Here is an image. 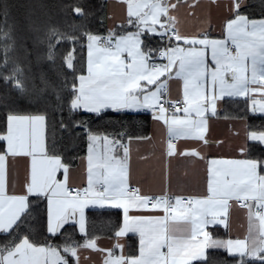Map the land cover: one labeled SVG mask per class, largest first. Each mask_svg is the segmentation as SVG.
I'll list each match as a JSON object with an SVG mask.
<instances>
[{"label": "snow or ice", "instance_id": "6c2138e0", "mask_svg": "<svg viewBox=\"0 0 264 264\" xmlns=\"http://www.w3.org/2000/svg\"><path fill=\"white\" fill-rule=\"evenodd\" d=\"M58 7L63 21L0 0V264H264V0ZM113 116L115 132L94 127ZM221 118L243 129L226 156L210 152ZM183 161L202 166L197 190L173 175ZM90 213L116 220L99 235Z\"/></svg>", "mask_w": 264, "mask_h": 264}, {"label": "crops", "instance_id": "0c3cea01", "mask_svg": "<svg viewBox=\"0 0 264 264\" xmlns=\"http://www.w3.org/2000/svg\"><path fill=\"white\" fill-rule=\"evenodd\" d=\"M214 19L219 21L220 19V13L214 10L213 12ZM189 30L192 29V25L189 24L187 26ZM218 34V32H217ZM153 131V123L151 125V133ZM234 131H240L241 132V138H236L234 135ZM150 133V134H151ZM242 133L243 129L240 127L239 123H233L224 119H218L213 120L211 122V128H210V135L213 140L219 139L225 141V146L220 147L219 145L214 146L210 149V152L212 155H228L232 149L235 147V145L242 142ZM139 151L140 153L144 155L151 156L153 152L156 153V156H159V149L158 147H155L153 144H141L139 145ZM133 163L139 168V171L141 174L148 173L149 165H145L142 162L138 161L136 159V152H135V146H134V152H133ZM152 165H155L157 168L159 167L158 162L156 159L152 160ZM191 170V176L187 179L184 177V173L186 170ZM202 166H196L192 167L188 164L187 161L174 163L173 165V175L174 177H179L180 183L184 184L189 190H197V186L202 182ZM14 174L22 176L23 175V164H18L14 166ZM151 187L153 190H159V179L158 177L154 178L151 181ZM202 190V187L199 189ZM222 231V230H221Z\"/></svg>", "mask_w": 264, "mask_h": 264}, {"label": "trees", "instance_id": "16d2710c", "mask_svg": "<svg viewBox=\"0 0 264 264\" xmlns=\"http://www.w3.org/2000/svg\"><path fill=\"white\" fill-rule=\"evenodd\" d=\"M14 2L16 4H18L20 6V11L23 12L24 10H26L29 7H36V10L38 11V13H51L53 15H57L58 18L63 21L64 16L63 13L61 12L60 8L58 7L59 4L61 3H66L68 2V0H14ZM93 2H95V0H93ZM250 4L255 3V5L258 6L259 4V0H249ZM256 14L258 15V10L256 12ZM4 87V84L2 81H0V90H2ZM229 107V112L231 113H235L237 111H241L243 109V105H236L233 104ZM120 117L119 116H113L110 118H107L105 121H97L96 124L94 125V127H96L100 132H104L105 130L108 132H115L116 129L119 127V122H120ZM136 119V123H137V128L136 131L137 132H143V133H147L150 134L151 133V125H152V121L150 118L146 117V116H142V117H137ZM249 121L250 123L253 124H258L260 121L257 119H254L252 117H249ZM3 125V111L0 110V126ZM57 139H61L63 134L60 133L59 131H57L56 133ZM76 152L79 155H83L84 151L86 149V144H84L79 137H76L74 139L73 145H72ZM90 219L93 220V222L95 223L96 226V231L97 234L99 235H103V232L105 230L106 227V221H108L109 219H111L112 221L116 220V215L113 213L111 214V216H105L102 215L100 213H90ZM31 238L33 240H37L42 242L43 241V237L39 234V230L37 229L36 231H34L31 235ZM77 239H79V237H77ZM213 253H210V255ZM215 255H220L219 253H214Z\"/></svg>", "mask_w": 264, "mask_h": 264}]
</instances>
